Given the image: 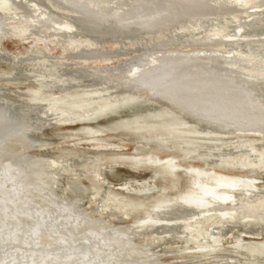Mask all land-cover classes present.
<instances>
[{
	"label": "bare ground",
	"instance_id": "6f19581e",
	"mask_svg": "<svg viewBox=\"0 0 264 264\" xmlns=\"http://www.w3.org/2000/svg\"><path fill=\"white\" fill-rule=\"evenodd\" d=\"M7 1L8 5L6 6L2 3V0L0 1V16L4 13H10L12 19H19L21 24L30 31H34V29L38 27L42 29H52L57 35L71 34L72 37L66 38V40L65 38H59V40L65 41H69L71 38L73 39L72 41H77L80 38H84V36L96 41V37H104L108 32L113 35H116L117 32L121 33V35H126V39L132 35H142L143 33H149L155 29L159 30L161 27L165 28L177 24L174 29V31H176L175 37L162 39L160 42L156 43V45L148 47L140 57H133L131 60L128 59L129 61H125L123 65L121 63V65L116 64L115 67L104 68L96 65L84 66V64H82L83 66H81L77 65V63L70 65L67 61H63L61 62L63 64L62 72L69 71L77 78L84 77L91 80L96 78L97 80H95L97 82L95 84L102 85L104 90H108L109 88H116L120 91L127 90L129 92V94L127 93V97L131 99V101L137 98L135 93L138 92V90H142L148 95V98L143 99L156 102L162 101L166 103L167 109H172L175 112L183 114V116L191 118V120L194 119V122L197 120L205 124L207 123L211 125V127H222V129L225 128L228 129V131L231 130L234 132V130L238 127L240 128V126H244V129H246L247 125L255 124L256 126H262L263 128L260 130L263 131L264 98L262 97L264 95V74L260 73L263 66L252 64L254 69L251 68V72L247 75H250V78L244 81L243 77V79L237 77L235 70L231 67H229L227 72L225 71V75H222L223 73L219 72V67L217 65V68L211 66L206 68V65L203 66L205 62H209V58L216 56L215 54L218 52L215 50L216 53H214L213 50H211L213 52H208L207 49L206 52H201L203 51L201 49H188L184 50V52H171L161 49L162 46L176 41L203 44L212 42L215 44V42L220 39L217 40L219 34H216L217 36L210 33L208 36L199 34L202 29L200 18L204 17V14L208 11L213 13L222 11L221 9H223L226 4H224L222 0H137L135 4H127L125 0H6V2ZM120 2H123L122 5ZM258 3L261 4V7L264 6V0H259ZM51 5L54 6V8L62 10L64 16L54 11L55 9H53ZM10 7L15 10L9 12V10L11 11ZM224 11L226 12V10ZM176 16L180 19H177ZM179 16L183 17L181 18ZM184 16H189V20H184L183 23L179 24V20L181 21L184 19ZM254 17L256 18V16ZM234 19H237V17ZM249 19H252L251 16ZM1 20L2 18H0V36L3 35L1 32H4ZM254 20L249 21L251 24L254 22L252 27H255V25H257L256 27L260 26L261 21L259 19ZM175 21H177V23H175ZM12 26L19 28L16 35L21 39L27 37L26 32L20 29L18 22H15ZM235 29L236 28H234V30ZM241 31L242 29L240 32ZM62 32H64V34ZM232 33L235 34V32ZM33 38L44 41V38L38 35L33 36ZM112 38L113 40H118L117 37L114 38L113 36ZM239 39L238 37V40ZM253 39L255 40V37ZM59 40L57 42L61 45L60 42L62 41ZM81 43L82 42L79 41L77 44L80 46ZM242 43H244V41ZM65 52L67 51L58 55L60 57L58 60H66L68 57L76 56L73 53L65 54ZM81 52L83 53L84 51ZM85 52L88 53V56L104 57L103 54L93 48L85 50ZM88 56L84 55V58ZM232 60H234V58ZM228 61L230 62V60ZM121 69L128 70L121 71ZM247 70L249 69L247 68ZM262 72H264V70ZM151 73H155V76L151 75ZM166 78L170 79L165 80ZM151 83L153 84L152 87H150ZM73 88H75V86ZM110 91L111 90H108L109 93L107 92L104 94V96L109 97V99L112 97L114 98L116 95L113 91ZM259 92L263 95L261 94L262 96H259ZM99 93V91L92 90L84 95H99ZM102 96L103 95H100L98 98L91 97L86 99L83 104L89 106L93 105L96 101L102 104L103 101L100 100L103 98ZM71 99L77 100L73 98L69 100L71 101ZM92 99L95 100L90 102L89 100ZM126 99L125 97V100ZM7 101L8 100L0 97V213H2V215L7 213L12 215L15 221L17 219H22L30 222V229L34 230L32 238L38 236L37 239H45L43 240L44 243L55 241L57 244H64L62 252L65 253L67 256L65 258H68L67 260L70 262V259L73 258V253H77L79 256L74 255L75 257H82L81 260H79V264H173L171 261H160L155 256V253L149 252L146 247L135 242L132 239L135 230L133 232L130 226L110 225L104 219L92 218L89 213L84 210L81 212L75 209L78 204L77 200L79 199L72 197L65 198L57 193L54 189V184L57 181L55 177L58 174L59 165L55 160L38 157L28 153V149L32 148L36 143L32 136L33 132L40 129V127L45 124V119L42 118V116H44L42 112L44 109L41 108L42 102H28L21 108H14L12 106L13 104ZM105 102L110 103L108 100ZM109 103H106V105ZM112 103H110V105L113 107L119 102L114 101ZM77 106H79V104H77ZM80 106H82L81 103ZM82 108H84V106ZM165 110L164 108V116H166ZM39 113L42 114V116ZM63 114L66 113L64 112ZM89 114L91 113H88L87 116ZM58 115L61 114L59 113ZM170 116L171 115H167V118L172 119L173 117ZM61 119L63 120V117ZM183 120L187 119L184 118ZM138 122L141 121L135 120L133 123ZM153 122L155 124V121ZM183 125H185V123L182 124L177 122L175 125H168L169 128H164H166L165 131L171 133V131H173L172 127ZM255 125H253L254 127L252 128H255ZM204 126L203 128H205ZM201 128L202 127H200V129ZM253 133L255 132L253 131ZM229 134H231V132H229ZM187 135L199 137V134L195 131V127L190 132H184L182 137ZM211 135L220 139L217 136L221 134L216 135L214 133ZM261 135L263 137L264 133H261L260 136ZM164 137L163 140L167 139L169 136ZM171 138L174 137H169V139ZM215 145V151L209 150L212 156L209 158L203 157V160H207L203 161L205 166H195L193 163H189L191 162L189 161L190 157H187L185 153L164 158L154 154L142 156V154H137V152H135V155H132L131 158L140 163H150V160H156L159 161L160 166L161 164H165L164 168L166 169L175 171L182 169V171H180L182 173L179 174H183L189 181V188L178 197L180 199L178 200L179 203L175 202L176 200L174 201L175 203H170V199H162L158 206L153 204L156 206V209L154 208L153 213L146 215L149 221L151 220L153 224H162L164 227H167L165 225L171 223H174V226L175 224H185L189 229H195L199 235L202 234V236H205L206 238H203L205 244H214L217 238L223 233H220L219 230H223L227 224L230 226L229 223L240 225V227H248V229H250L253 223L259 221L264 222V190L257 186V179L248 173L244 175H226L218 172L215 166L216 162L226 159L229 160V158H236V156L239 155L241 158L243 157V161H240V164L238 163L239 161L233 160L231 162L239 164L241 168L238 167V169L240 171L243 168H253L255 166L258 168L264 167V139L261 140L259 144L255 145V147L247 145L241 148L224 150L220 148L221 144L219 145L216 143ZM141 149L142 148L136 149V151ZM138 153H140V151H138ZM194 157H199V155L195 154ZM195 160H198V158L193 159V161ZM228 160H226V162H228ZM180 161H182V164ZM178 177L177 175L174 179ZM97 201L99 202L100 200ZM90 210L91 209H89V211ZM0 217L2 219L4 216ZM10 222H8V225L0 222V264H65L61 259H58L57 253L47 254L40 249L25 245L28 244L26 240L28 241V238H31L30 236L24 237V241L20 243L18 242L20 241L18 238L17 241L5 240L6 235L10 234L13 229L10 226ZM138 226L141 227L143 225ZM107 227H110L114 231H107V229H109ZM25 234H27V232ZM25 234L23 233L22 235ZM29 244L32 243L30 242ZM67 244H72L74 246L64 248ZM78 244L79 248H74ZM236 244L243 243L238 241ZM48 248H50V246H48ZM231 248L234 249L235 247L231 246ZM68 261L67 263H69Z\"/></svg>",
	"mask_w": 264,
	"mask_h": 264
},
{
	"label": "rangeland",
	"instance_id": "374dc122",
	"mask_svg": "<svg viewBox=\"0 0 264 264\" xmlns=\"http://www.w3.org/2000/svg\"><path fill=\"white\" fill-rule=\"evenodd\" d=\"M222 1L224 4L226 3V6L224 5V8L221 9L222 11L217 13L208 11L204 14L205 16L202 15L204 17L200 18L202 29L199 34H203V36H208L209 33L215 35L219 34L216 36L217 40L220 39L215 42V44L212 42L203 44L176 41L162 46L161 49L171 52H184V50L188 49H201L203 50L201 52H206V49L208 52L215 50L218 52L216 53L214 51L216 56L211 57L212 59L209 58V62H205L203 66L206 65V68L208 66L217 68L218 66L219 72L223 73L222 75H225V71L227 72L229 67H231L235 70L237 77L241 79L244 78L245 81L250 78V75H247L251 72L250 69L254 67L252 64H258L264 67V6L261 7V4L258 3L259 0ZM125 2L127 4H135L137 0H125ZM2 3H4L5 6L8 5V1L6 2V0H2ZM122 3L123 2H120L121 5ZM52 7L55 9L54 11L60 13H58L59 15L64 16L62 10L54 8V6ZM10 8L11 11L9 10V12L15 10H13L12 7ZM224 10H226V12ZM235 16L237 19H234L236 18ZM250 16L252 19H249ZM254 16H256V18ZM176 17L180 19L178 16ZM179 17L182 18L183 16ZM184 17L185 18L181 21L179 20V24L183 23L184 20H189V16ZM0 18H2L1 25L4 31L1 32L3 35L1 34L2 36H0V51L3 53H0V97L8 100L7 102L13 104L12 106L14 108H21L28 102H42L41 108L44 110H41L44 116L39 114L45 119V126L42 125L43 127L41 126L40 129L33 132L32 136L36 143L33 145L34 147L32 146V148L28 149V153L38 157L55 160L59 165L58 174L55 177L57 181L54 184V189L57 193L65 198L72 197L79 199L77 200L78 204L75 209L81 212L84 210L89 213L92 218L104 219L110 225L130 226L133 232L135 230L134 236L136 235L135 237L133 236L132 239L146 247L149 252L155 253V256L160 261H171L173 264H264V222L262 221L253 223L250 229H248V227H240V225L229 223L230 226L227 224V227L225 226L223 230H219L220 233L223 232L224 234L222 233L214 244H205L203 238L206 237L202 236V234L199 235L195 229H189L185 224H175L174 226V223H171L165 225L167 227H164L162 224H153L151 220L149 221L146 215L153 213L154 208L156 209V206L161 203L162 199H170V203H179L178 200L180 199L178 197L189 188V181L183 174H179L182 173L180 172L182 169H178L177 171L170 170L164 168L165 164H161L160 166L159 161L156 160H150V163H140L131 158L133 154H136L135 152H137V154H142V156L154 154L163 158L185 153L187 157H190L189 161L191 162L189 163H193L195 166H205L203 161L207 160H203V157L209 158L212 156L209 150L215 151L216 147H214V145L216 143L219 145L221 144L220 148L224 150L241 148L247 145L255 147V145L259 144V142L264 139V136H260L261 133H264V129L263 131L260 130L263 128L262 126L253 124L255 128H252L254 127L253 125H247V127L245 126L246 129H244V126H240V128L238 127L234 132L231 130L228 131V129L225 128L222 129V127H211V125L207 123L205 124L197 120L194 122V119L191 120V118H186L183 114L175 112L172 109H167L166 103L162 101L156 102L143 99L148 98V95L142 90H138V92L135 93L137 98L131 101V99L127 97V93L129 94L127 90L120 91L116 88H109L108 90H111L110 92L113 91L116 94L114 96L115 99L113 97L109 99V97L104 96L108 90H104L103 86L100 84H95L97 82L96 78V80L84 77L77 78L69 71L62 72L63 64L61 62L63 61H67L70 65L77 63V65L81 66H83L82 64H84V66L96 65L104 68L115 67L116 64L121 65V63L123 65L125 61L128 62L133 57H140L148 47L156 45V43L160 42L162 39L175 37L176 31H174V29L177 24L165 28L161 27L159 30L155 29L149 33H143L142 35H132L126 39V35H121V33L118 32L116 35L108 32L104 37H96V41L84 36V38L77 40L78 42H82L79 46L77 41H72V38L69 41H65L66 38L72 37L71 34H64V32H62L64 35H57L52 29H42L38 27H36L34 31L27 30L19 19H12L10 13H4ZM254 19H259L262 22H260V26L256 27L257 25H255V27H252L254 22L251 24L249 21ZM177 21H175V23H177ZM15 22H18L20 29L26 32V38L21 39L16 35L19 28L12 26ZM238 26L242 27L239 28ZM234 28L236 29L234 30ZM241 29L242 31L240 32ZM232 32L237 34L235 35ZM36 35L44 38V41L33 38V36ZM113 36L114 38L117 37L118 40H113ZM238 37L240 38L239 40ZM252 37H255L256 41ZM59 38H65V40H59ZM58 40L62 41L60 42L61 45L57 42ZM243 41L244 43H242ZM91 48L96 49L103 54L104 57L88 56L85 50H90ZM64 51H67L65 54L73 53L76 56L68 57L66 60H58V58H60L58 55H60V53L63 54ZM227 51H231L230 55ZM84 55L88 57L84 58ZM233 58L234 60H232ZM228 60H230V62ZM263 67L260 71L262 74H264V72H262L264 70ZM247 68L249 70H247ZM124 70L128 69H121V71ZM154 74L155 73H151V75ZM169 79L170 78H166L165 80ZM74 86L75 88H73ZM152 86L153 84L151 83L150 87ZM92 90L99 91V95H84ZM261 94L259 92L258 95L260 96ZM100 95H103V98L100 99L103 101L102 104L101 102L99 104V101L89 106L83 104L84 100L91 97L98 98ZM125 97L128 99H126L127 101ZM68 98L77 100L71 99V102ZM262 98H264V95ZM94 100L95 99L89 101L92 102ZM107 100L110 101V103L114 101H118L119 103L112 107L109 102H105ZM75 102L79 104V106L81 103L82 106H77ZM104 103L105 105L106 103L109 104L105 106ZM83 106L84 108H82ZM97 108L98 110L100 109L99 112ZM164 108L166 109V116H164ZM58 112L61 115H58ZM64 112L66 114H63ZM85 113L91 114L87 116ZM167 115H171L173 118L171 119L170 116V119H168ZM62 117L64 121L61 119ZM181 117L187 120H183ZM135 120L141 122L133 123ZM153 121H155V124ZM177 122L182 124L185 123V125L172 127L173 131H171V133L165 131L166 128L164 127H168L170 124L175 125ZM191 124L195 127V131L199 134L198 136L200 138L189 135L182 137L184 132H190L194 129ZM203 126L205 128H203ZM200 127L202 128L200 129ZM253 131L255 133H253ZM229 132H231V134H229ZM214 133L216 135L221 134L217 136L220 139L211 135ZM162 135L174 138L169 139V137H167V139L163 140L165 137ZM140 148L142 149L138 150L140 151V153H138L136 149ZM195 154L199 155V157L195 158ZM192 158H198V160L193 161ZM226 160L216 162L215 166L218 172L226 175H244L248 173L257 179V186L264 190V167L258 168L255 166L253 168H243L240 171L238 167L241 168L239 164L240 161H243V157L241 158L237 155L236 158H229L228 162H226ZM233 160L239 161V164L231 162ZM180 162L182 164V161ZM209 165L213 166L212 164ZM177 175L179 177L174 179ZM97 200L100 201L98 202ZM89 209L91 210L89 211ZM0 216H4L2 219L0 217L1 223L8 225V222L11 221L10 226L13 228L11 233L6 235V239L4 238L5 240L17 241L18 238V240H20L18 242L20 243L24 241V237L30 236L32 238V235H34V230L30 229V222L22 219H17L15 221L13 216L7 213L5 215L0 213ZM138 225L143 226L140 227ZM107 228H109L107 231H114L110 227ZM26 232L27 234H25ZM23 233L25 235H22ZM31 238H28V241L26 240L28 244L25 245L40 249L47 254L57 253L58 259H61L65 264L80 263L79 260H81L82 257L79 258L74 256H79L77 253H73V258L71 257L72 259H70L71 262L67 260L68 258H65L67 256L62 252L64 244H57L55 241L44 243L43 240L45 239H37L38 236L36 238ZM238 241L243 244H236ZM30 242L32 244H29ZM58 245L61 246L59 247ZM48 246L52 249L48 248ZM68 246L73 247L74 245L67 244L64 248ZM231 246L235 248L233 249ZM74 248H79V244ZM67 261L69 263H67Z\"/></svg>",
	"mask_w": 264,
	"mask_h": 264
}]
</instances>
